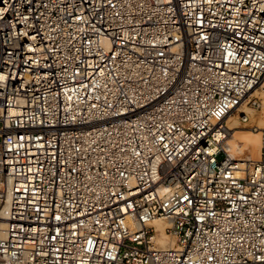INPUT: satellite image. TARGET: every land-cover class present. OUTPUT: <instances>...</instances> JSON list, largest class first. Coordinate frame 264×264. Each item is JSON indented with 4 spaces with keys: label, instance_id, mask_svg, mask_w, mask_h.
Here are the masks:
<instances>
[{
    "label": "built area",
    "instance_id": "1",
    "mask_svg": "<svg viewBox=\"0 0 264 264\" xmlns=\"http://www.w3.org/2000/svg\"><path fill=\"white\" fill-rule=\"evenodd\" d=\"M263 79L264 0H1L0 264H264Z\"/></svg>",
    "mask_w": 264,
    "mask_h": 264
},
{
    "label": "bare ground",
    "instance_id": "2",
    "mask_svg": "<svg viewBox=\"0 0 264 264\" xmlns=\"http://www.w3.org/2000/svg\"><path fill=\"white\" fill-rule=\"evenodd\" d=\"M257 93L263 98L262 101L264 106V79L260 87L254 91L252 96H256ZM242 111L246 114H250L251 109L244 107ZM225 125L227 127V134L223 137L224 141L222 146L229 157L241 162L259 161L264 147V131H259L258 129H264V116L258 121L259 128L253 131L240 129L241 122L239 121L238 116L228 117L225 120ZM151 225L157 227L159 230V242L161 244L167 243L168 238L164 233L166 224L162 221H154Z\"/></svg>",
    "mask_w": 264,
    "mask_h": 264
},
{
    "label": "rangeland",
    "instance_id": "3",
    "mask_svg": "<svg viewBox=\"0 0 264 264\" xmlns=\"http://www.w3.org/2000/svg\"><path fill=\"white\" fill-rule=\"evenodd\" d=\"M258 96H260V97H258ZM255 97H258L260 99L261 108L260 109H253L249 106L248 108L251 109L250 114L247 113V115L249 116V121L247 123H241L240 129L253 131V130H257L259 128L258 127V121L264 116V106H263V101H262L263 98H261V95L259 93H257V95ZM258 130L264 131V129H258ZM220 159H221V157H219V160Z\"/></svg>",
    "mask_w": 264,
    "mask_h": 264
},
{
    "label": "water",
    "instance_id": "4",
    "mask_svg": "<svg viewBox=\"0 0 264 264\" xmlns=\"http://www.w3.org/2000/svg\"><path fill=\"white\" fill-rule=\"evenodd\" d=\"M0 3H1V0H0Z\"/></svg>",
    "mask_w": 264,
    "mask_h": 264
}]
</instances>
